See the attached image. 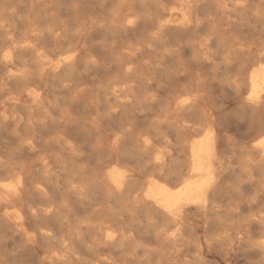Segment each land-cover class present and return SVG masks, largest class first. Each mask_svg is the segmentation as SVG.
Listing matches in <instances>:
<instances>
[{"label": "bare ground", "instance_id": "obj_1", "mask_svg": "<svg viewBox=\"0 0 264 264\" xmlns=\"http://www.w3.org/2000/svg\"><path fill=\"white\" fill-rule=\"evenodd\" d=\"M260 140L264 0H0V264H264Z\"/></svg>", "mask_w": 264, "mask_h": 264}, {"label": "snow or ice", "instance_id": "obj_2", "mask_svg": "<svg viewBox=\"0 0 264 264\" xmlns=\"http://www.w3.org/2000/svg\"><path fill=\"white\" fill-rule=\"evenodd\" d=\"M130 23H131V21H130ZM65 59H70V58H65ZM249 99L251 100L252 97H249ZM180 103L187 104L188 100H183ZM148 143H150V142L145 140V144H148ZM259 144H260V146L264 147V140H260ZM157 159H159V157H157ZM159 178L163 179V177H159ZM204 183H205V186L210 187L212 185V183H213V178L211 176H209ZM165 211L173 212L174 210L171 209V208H166ZM172 235H175V233H172ZM108 237H109V239H111L112 238V233H109Z\"/></svg>", "mask_w": 264, "mask_h": 264}, {"label": "rangeland", "instance_id": "obj_3", "mask_svg": "<svg viewBox=\"0 0 264 264\" xmlns=\"http://www.w3.org/2000/svg\"><path fill=\"white\" fill-rule=\"evenodd\" d=\"M226 88H227V87H226ZM213 89H214V88L211 87V91H212ZM213 95H214V97H216L217 95H219V93H216V94H213ZM231 98H232V96L229 95L228 99H231ZM234 110H235V109H232V108L228 109V114H232V112H233ZM209 262H211V264H215V259H210Z\"/></svg>", "mask_w": 264, "mask_h": 264}]
</instances>
